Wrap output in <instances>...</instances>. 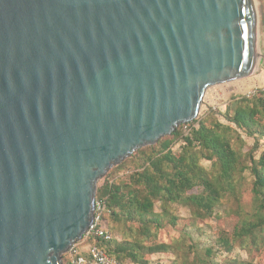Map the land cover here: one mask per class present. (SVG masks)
<instances>
[{"label": "water", "instance_id": "1", "mask_svg": "<svg viewBox=\"0 0 264 264\" xmlns=\"http://www.w3.org/2000/svg\"><path fill=\"white\" fill-rule=\"evenodd\" d=\"M258 49L255 0H0V264H64L98 181Z\"/></svg>", "mask_w": 264, "mask_h": 264}, {"label": "trees", "instance_id": "2", "mask_svg": "<svg viewBox=\"0 0 264 264\" xmlns=\"http://www.w3.org/2000/svg\"><path fill=\"white\" fill-rule=\"evenodd\" d=\"M247 138L255 141L250 148ZM121 169L128 170L126 178L121 179ZM104 180L97 201L105 205L103 224L113 237L91 242L122 264H149L152 254L179 251L180 244L159 240L165 219L177 221L169 211L173 204H184L194 220H205L217 216L225 202L232 203L238 223L231 236L221 238L225 250L236 244L258 247L264 241V89L225 101L214 89L196 120L140 148ZM157 203L163 213L155 210ZM213 253L209 247L205 258L195 254L192 261L175 264H216ZM63 259L70 264L68 254ZM231 264L250 263L234 259Z\"/></svg>", "mask_w": 264, "mask_h": 264}, {"label": "rangeland", "instance_id": "3", "mask_svg": "<svg viewBox=\"0 0 264 264\" xmlns=\"http://www.w3.org/2000/svg\"><path fill=\"white\" fill-rule=\"evenodd\" d=\"M255 6L258 20V51L260 60L264 56V0H255ZM226 85L227 84H222L211 87L207 91L206 96L214 89L217 90L219 87H224ZM216 106L221 107L219 105ZM254 143L255 141L253 138H247V148H250ZM178 146L179 145H177L175 149H178ZM258 152H260V149ZM209 164L210 163L205 162V165L209 166ZM113 168H111L107 174L113 170ZM119 174L122 177L121 179L126 178L128 170L121 169ZM104 177L98 181V188L104 184ZM249 199L250 195L246 194L245 200ZM155 210L158 213H163V206L157 203ZM169 211L174 216H177V221L173 224L171 221H168L169 218L165 219L164 223L166 225L159 233V240H164L166 242L174 241L176 245L180 244L179 251L172 250L170 252L152 254L149 257V264H175V262L182 263L185 259L192 261L195 259V254L200 258H205L206 249L209 247L213 248L214 253L212 258L216 264H231V260L234 259L248 261L250 264H264V241H261L258 247H255L251 243L245 245L236 244L232 251L228 252L225 250L221 238L223 236H231L238 223V214L232 203L225 202L224 206L220 208V213L217 214V216L215 215L205 220H194L190 208L184 204H173ZM165 216L166 215L163 217L165 218ZM114 235L118 239L121 238L117 232H114ZM190 246L192 247L190 248ZM125 264L134 263L126 262Z\"/></svg>", "mask_w": 264, "mask_h": 264}, {"label": "built area", "instance_id": "4", "mask_svg": "<svg viewBox=\"0 0 264 264\" xmlns=\"http://www.w3.org/2000/svg\"><path fill=\"white\" fill-rule=\"evenodd\" d=\"M259 89H264V87L252 89L246 95L252 97ZM217 108L218 106H214V109ZM104 211V203L97 201L93 224L89 227L83 239L74 243L66 253L68 254L70 264H122L115 257L110 256L103 247L91 242L93 238L110 240L113 237V235L104 227Z\"/></svg>", "mask_w": 264, "mask_h": 264}, {"label": "crops", "instance_id": "5", "mask_svg": "<svg viewBox=\"0 0 264 264\" xmlns=\"http://www.w3.org/2000/svg\"><path fill=\"white\" fill-rule=\"evenodd\" d=\"M264 87V56L261 58L256 72L249 78L227 83L224 87H219L216 92L223 101L231 96H240L247 94L250 90Z\"/></svg>", "mask_w": 264, "mask_h": 264}]
</instances>
